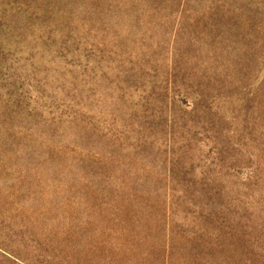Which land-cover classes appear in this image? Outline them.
I'll list each match as a JSON object with an SVG mask.
<instances>
[{
	"label": "rangeland",
	"instance_id": "obj_1",
	"mask_svg": "<svg viewBox=\"0 0 264 264\" xmlns=\"http://www.w3.org/2000/svg\"><path fill=\"white\" fill-rule=\"evenodd\" d=\"M0 264H264V0H0Z\"/></svg>",
	"mask_w": 264,
	"mask_h": 264
}]
</instances>
